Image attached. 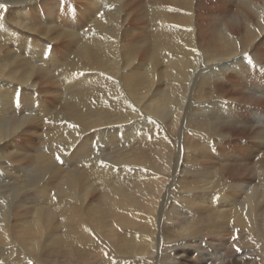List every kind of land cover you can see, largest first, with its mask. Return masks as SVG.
<instances>
[{
    "label": "bare ground",
    "instance_id": "bare-ground-1",
    "mask_svg": "<svg viewBox=\"0 0 264 264\" xmlns=\"http://www.w3.org/2000/svg\"><path fill=\"white\" fill-rule=\"evenodd\" d=\"M38 1L0 0V264H264V0Z\"/></svg>",
    "mask_w": 264,
    "mask_h": 264
},
{
    "label": "rangeland",
    "instance_id": "rangeland-1",
    "mask_svg": "<svg viewBox=\"0 0 264 264\" xmlns=\"http://www.w3.org/2000/svg\"><path fill=\"white\" fill-rule=\"evenodd\" d=\"M46 1V2H45ZM49 1L51 2L52 0H39L38 1V4H37V6H38V8H39V11H41V13L43 14V15H47V14H49V11L50 10H46V8H47V6L46 5H48V3H49ZM69 1H71V3L69 2ZM134 3H133V2ZM129 4V6H128V8H127V10H131L132 8H137L138 7V3H136V1L135 0H132ZM45 2V3H44ZM60 2L63 4V6L64 5H66V7H65V9L66 10H68V14H71V15H78L79 13V7H80V5H81V3H82V0H60ZM66 2V3H65ZM72 8H70V7ZM76 6V7H75ZM76 8V9H75ZM77 9H78V11H77ZM44 12H46V13H44ZM76 13V14H75ZM133 13L134 12H132L130 15H129V18H131L132 19V17H134L133 16ZM137 20H139L138 22L137 21H135V20H133L132 19V21H129V23H128V26L130 27V29H131V31L133 32H131L132 34H130V38H133V36H134V39H138V40H140L143 36H142V34H143V32L145 31H147V29H145L144 28V30L142 29L144 26H143V24L145 23V20L144 19H138L137 18ZM140 20H141V22H140ZM42 22L43 23H45V21H44V19L42 20ZM41 22V23H42ZM132 22V23H131ZM42 23V24H43ZM136 23V24H135ZM139 24V25H138ZM137 25V26H136ZM133 26V27H132ZM134 28H135V30H134ZM141 28V29H140ZM130 29H129V31H130ZM137 30V31H136ZM139 31V32H138ZM143 31V32H142ZM144 32V33H145ZM136 36V37H135ZM59 40H61V39H57V40H54L53 41V44L56 46V45H59L60 43H59ZM71 57H73V54L71 55ZM54 79H52L51 81L52 82H55V81H53ZM63 86H65V84H63ZM64 90V89H63ZM61 103H62V101H61ZM140 110L141 109H143L142 108V106L140 105ZM139 113V114H138ZM145 113V111L143 110L142 112H140V111H138L137 110V115H136V117L135 118H133L132 120H135V119H140V118H144V117H146L147 115H146V113ZM138 115H140V117L138 116ZM142 115V116H141ZM42 124H40V125H38L37 127L38 128H40V130L39 131H37V134H36V136H35V134H30V136H29V134H27V136H26V138L27 139H29V141L30 142H32L31 140H33V142L36 144V143H38L39 142V144L41 143V140H43V137H44V135L45 134H43V132L45 131V127L44 126H41ZM123 126V127H122ZM124 126H125V124H123V123H120V124H118V127L120 128V129H123L124 130ZM253 126H255V127H253ZM250 129H255V128H257L258 126L257 125H253ZM250 129L249 128H247V129H245L244 130V132H243V135H241L240 136V134H237L236 132H233V135L235 136V138L237 137V139H239V141H240V143H239V141H238V144H242L243 146H246V143H248L247 145H250V144H254V140H252L251 141V139L249 138V140L247 139L249 136H250ZM248 136V137H247ZM238 137H241V138H238ZM247 141H249V142H247ZM254 141V142H253ZM238 144H236V145H231V147H230V145H227V146H225V148H223V149H220L219 148V146L218 145H214V142H212L211 144H210V148H213V149H216V147L218 148L217 149V151L220 153V152H223L224 153V151H226V152H228V150L229 149H233V148H236V146L238 147ZM36 145H38V144H36ZM105 146V145H104ZM234 146V147H233ZM242 146V147H243ZM224 150V151H223ZM181 154V153H180ZM180 154L178 155V157H177V161H176V164H181V162H182V159H181V156H180ZM93 158H94V156H93ZM100 158H104L103 156H101ZM173 159H175V157L173 158ZM180 160V161H179ZM57 162V164H59V165H62V158H60V160L58 161H56ZM247 165H248V167L250 166V164L249 163H247ZM115 168H116V166H115ZM230 168V167H229ZM30 169V170H29ZM28 170H29V175H33L34 174V171H33V169L31 170V168H29ZM30 171L32 172V173H30ZM242 172V173H241ZM0 173H3V171H2V169L0 168ZM235 173V174H234ZM4 174V173H3ZM251 174H253V175H251ZM236 175V176H235ZM238 175V176H237ZM3 176V175H2ZM2 176L0 177V185L2 186H0V195L1 196H8L9 194H16V192H14L13 190H11L8 186H12V184H13V181L12 180H8V181H5V180H3L2 179ZM232 176V177H231ZM240 177H242V178H240ZM254 177H257V175H255L254 173H250V172H248V171H245V170H238V171H234V172H232L231 173V175H229V179H231L230 181L232 182L231 183V185L230 186H232V185H234V183H236V182H238L239 180H250L251 182H255V180H254ZM232 178H233V180H232ZM3 180V181H2ZM39 181V180H38ZM11 182V183H10ZM4 183V184H3ZM5 184H9L8 186L7 185H5ZM256 186H257V183L255 184ZM10 189V190H9ZM29 187L26 189V188H24V190H25V192H27V191H29ZM5 192H4V191ZM23 190V191H24ZM14 192V193H13ZM3 194V195H2ZM5 194V195H4ZM14 197V196H13ZM13 197H12V195L11 196H9V197H7L8 199H12L13 200ZM30 200H31V198H30ZM202 253H205V255H206V259H209V260H212V261H209V260H207L206 262H204V263H202V264H215V263H221V262H224V263H226L227 261L226 260H228V259H232V258H234V255H231V256H229V257H225V258H223V260H220V261H218V259H219V254H220V256L221 257H224V253L223 252H221L220 251V253H218L217 254V257H215V255L213 254V252L212 251H202ZM212 255H211V254ZM181 255V254H180ZM210 257H209V256ZM190 258H187L188 260H187V262L186 261H183L182 263L183 264H200L199 263V261H196V260H194V258H193V256H189ZM209 257V258H208ZM212 258V259H211ZM214 258V259H213ZM215 259H217V261H215ZM222 259V258H221ZM224 259H226V260H224ZM237 259H239L240 260V256L239 257H237ZM215 262H214V261ZM209 261V262H208ZM208 262V263H207ZM214 262V263H213Z\"/></svg>",
    "mask_w": 264,
    "mask_h": 264
},
{
    "label": "snow or ice",
    "instance_id": "snow-or-ice-1",
    "mask_svg": "<svg viewBox=\"0 0 264 264\" xmlns=\"http://www.w3.org/2000/svg\"><path fill=\"white\" fill-rule=\"evenodd\" d=\"M3 7V5H0V8H2ZM246 55V54H245ZM56 159L59 161L60 160V155L59 154H57V156H56ZM238 251H239V249H237Z\"/></svg>",
    "mask_w": 264,
    "mask_h": 264
}]
</instances>
